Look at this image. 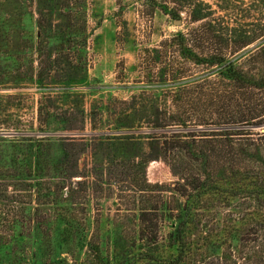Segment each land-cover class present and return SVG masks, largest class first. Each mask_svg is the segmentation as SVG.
<instances>
[{
    "label": "rangeland",
    "instance_id": "obj_1",
    "mask_svg": "<svg viewBox=\"0 0 264 264\" xmlns=\"http://www.w3.org/2000/svg\"><path fill=\"white\" fill-rule=\"evenodd\" d=\"M198 15L209 17L192 23ZM211 20L215 32L206 26ZM185 48L199 60L221 50L245 73L264 76V0H0V264H96L92 254L86 260L92 238L102 264H174L169 237L184 204L174 190L193 175L188 166L206 174L215 164L225 169L223 151L234 142L256 159L244 161L242 170H264V89L238 91L242 113L256 114L252 125H225L227 101L213 93L226 89L219 68L182 56ZM170 115L190 123L159 129ZM220 132L240 135L208 136ZM162 134L172 146L179 142L173 136L195 142L202 163L182 150L165 151ZM70 150L76 165L64 166ZM73 165L78 175L67 178ZM251 181L188 192L190 203L206 209L184 221L234 223L223 235H196L189 226L194 244L181 264L260 263L252 252L239 259L231 241L234 228L248 230L240 243L246 253L257 245L254 233L264 231V210L255 207L245 219L262 195ZM137 186L165 200L159 250L148 254L156 263L141 261L138 249L128 254ZM68 223L74 235L84 227L85 240L73 246Z\"/></svg>",
    "mask_w": 264,
    "mask_h": 264
},
{
    "label": "trees",
    "instance_id": "obj_2",
    "mask_svg": "<svg viewBox=\"0 0 264 264\" xmlns=\"http://www.w3.org/2000/svg\"><path fill=\"white\" fill-rule=\"evenodd\" d=\"M208 17L209 16H200V15L194 16L191 18V22L192 23L200 22V21L207 19ZM216 24L217 23L215 20H211V22L208 23V25L206 26H208L210 30L215 32L216 31L215 29L217 28ZM39 29H41V26H39ZM216 38L217 37H215V39ZM180 46L182 49L184 48L183 44H181ZM181 53H182V56L185 55V53H187V55H190L189 57L194 59L196 62L204 63L206 64V66L210 68H215V67L219 68L218 74L221 75L223 82H225V84L223 85H226V89L220 92H218L217 90V91H214L213 93L215 94L214 97L223 98L227 101L225 110L228 113L229 119L227 120L225 125L227 126L252 125L253 124L252 122L255 119H257L255 117L256 114L254 113V110H247L246 114L244 111L242 113V109H241L242 106L238 103L240 100L239 96H241V94H238V91L243 90V89L263 90L264 89V76L258 77L257 74L245 73L237 62L228 61L227 55L224 54L221 50L211 51L210 53L206 54V59L204 60H199V57L197 54L194 55L190 53L189 50H187L186 48L184 52L181 50ZM260 63L264 65L263 58H262V62ZM178 111H180V109H178ZM262 114L264 115V110ZM235 116L237 118H234ZM200 121L201 120L199 121L193 120L192 122L194 124L192 125L194 127L201 126L199 124L201 123ZM161 123L162 124L158 126L159 129L165 130L172 126L185 127L186 123H190V122L188 120H180L176 116L171 117L170 115L168 118L164 117ZM216 134H219V135H208V136L220 137L224 139L226 135L230 137L240 135V134H236V135L231 136L228 134V132H224V134L222 132L216 133ZM164 136L166 135L162 134L160 138L164 139L162 145L165 151H168V149L169 150H182L186 153L190 161H193L194 163H197V164L202 163L203 161L201 160L202 156L199 157L196 153L192 151L193 147H194V150L196 149L195 142H192V144H188L186 142L182 143L180 142L182 137L173 136L172 137L173 140H179V142H175V146H172L167 142V138H165ZM191 137L196 138V136H193V135H191ZM73 142H76V141L72 140L71 143ZM229 144H231L229 149L223 151L224 156L226 157V158H223L224 160H226L223 163L225 169L217 170L218 164H215L214 168L211 167V174L209 173L206 174L205 172H201L199 170L200 167H197V168L195 167L196 170L194 171L192 170V166H188L190 167L189 170L193 172V175L190 176L191 178L186 179V180L181 178V180L184 181L183 185H180L179 183L175 184L176 188L174 192L176 193V195H178L184 200V204L180 205L178 209V211L182 214V216H179V219L180 220L182 219V221L178 224V227L176 228L175 232L169 237L171 241V246L176 247V251H177L176 259L178 262H175L176 260L175 259L174 264L176 263L181 264L182 262L185 263V259L191 257L190 247L194 244V239L191 241V236L190 235L186 236L189 226L197 233L196 235H198V233L204 234V235L212 234L214 231H218L220 235H223L225 234L224 232L229 229L230 227L229 225L234 223L232 219L226 220V222L223 221L222 223L220 221L216 225H213L212 221H208V220L206 221L204 225L200 224L201 221H198V223L196 224H193L191 221L190 222L184 221L183 219H188L193 214H198V211H200L201 209H206L202 207V205L200 204L190 203L191 198L188 193L189 191L193 192V191L200 190V189L202 190L209 189L210 191H218V188L215 186V184L217 183L219 185H226V184H232V183L243 184L245 183V181H250V179H252L250 183H253L252 185L258 188L259 195L261 194L262 195L259 201L252 200L251 203L253 204H251L250 208L246 209L248 212H251V214H246L245 219L250 218L252 213L253 215L256 214L254 210L255 207H256V211L258 210V213H259V210L260 211L264 210V170L261 171V168H259L258 173L247 171L245 168L244 170H242L241 168L243 167L244 161H246L247 159H249L250 161L252 160L256 161V159L251 157V154L248 155L246 154L245 151L239 150V145H235L234 142H230ZM212 157L215 158V156H212ZM63 160H64V166L70 160H72V163L76 165L75 164L76 158L74 157V155L71 154V150L68 152L66 151L63 154ZM205 160L209 161V156L208 158H205ZM74 165H73V168L75 171L71 173L65 172L64 175L67 178H74L78 175L77 169ZM170 167H172V172L174 173V175H177L175 172L174 166L170 165ZM192 177L194 178L192 179ZM201 177H204L207 181L205 185L201 184L202 186L200 185V183H202ZM134 191L136 193L130 196L132 199L131 206L137 209L128 210V211L137 212V215L134 216L136 227H135V234L131 241L130 251L128 250L129 252L128 251L127 252L130 255V252H132V250L138 249V251L141 252L140 254L141 261L144 260V261H148L151 263H156L157 262L156 259H154L152 256H148V254L151 255L152 253H155L159 250V242H158L159 224L161 222V212L165 208V204H164L165 200L159 192L156 196L153 197L150 189L146 188L145 186L143 187L137 186L134 188ZM243 192L245 195L246 192L245 191ZM48 197L50 199L51 205L53 206L57 205L55 195H50ZM243 199H252V197L243 196ZM237 209L241 211L244 210L243 208H237ZM166 210H169L168 206ZM84 223L85 221L83 219L81 226H84ZM239 225L242 228L244 227L243 223H240ZM68 227L72 230L70 232V235H72V238H74L72 241V244L76 241L80 242L82 239L85 240L86 237H84V235L86 234V229H84V227H80L79 230L76 232V235L73 234V229H74L73 224L68 223ZM233 234H236L237 236L239 235V238H234ZM233 234L231 237V241L233 240L238 244L239 252H235L236 249L229 243L224 244L223 248H225V250H228L229 253L233 251L236 254L240 255L239 259L244 260V262L249 259L248 258L249 252H252L253 254L256 255V258H257L256 260H260L259 264H264V253H262L264 251V231L254 233L256 236L260 235L258 239H260L262 243H257L259 242L258 239L252 241L254 244H257V245L254 246L249 251L247 248L246 253H244L243 250L241 252L240 243L245 241L243 237L247 236V234H249V231L239 230V229L235 230L234 228ZM91 240L92 241L87 243L86 260H88L89 254H92V256L94 257L95 263L102 264L101 262L102 257L100 256L102 254V250L100 251L99 245L95 244V242L93 241V238ZM145 252L146 254H143ZM106 258L108 260V256ZM60 264H69V263L62 262ZM72 264H75V263H72Z\"/></svg>",
    "mask_w": 264,
    "mask_h": 264
},
{
    "label": "water",
    "instance_id": "obj_3",
    "mask_svg": "<svg viewBox=\"0 0 264 264\" xmlns=\"http://www.w3.org/2000/svg\"><path fill=\"white\" fill-rule=\"evenodd\" d=\"M175 23L181 24V22H175Z\"/></svg>",
    "mask_w": 264,
    "mask_h": 264
}]
</instances>
